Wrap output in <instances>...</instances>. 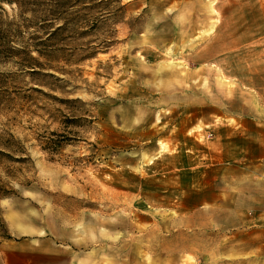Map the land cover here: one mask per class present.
Here are the masks:
<instances>
[{
    "label": "rangeland",
    "instance_id": "1",
    "mask_svg": "<svg viewBox=\"0 0 264 264\" xmlns=\"http://www.w3.org/2000/svg\"><path fill=\"white\" fill-rule=\"evenodd\" d=\"M236 116L264 119V0H0V264H264L180 222Z\"/></svg>",
    "mask_w": 264,
    "mask_h": 264
},
{
    "label": "crops",
    "instance_id": "2",
    "mask_svg": "<svg viewBox=\"0 0 264 264\" xmlns=\"http://www.w3.org/2000/svg\"><path fill=\"white\" fill-rule=\"evenodd\" d=\"M235 119V124H224L223 139L216 138L210 145L211 155L212 151L216 154L215 167L225 168L224 175L215 179L223 180L225 187L211 190L208 198L195 203L191 213L180 222L199 229L225 230L230 244L222 257L226 260H263L264 119L240 116ZM35 250L39 251L35 262L27 260L25 264H90L96 260L89 253L58 252L57 248L54 252L42 246ZM188 254L198 263L204 260L195 250ZM182 260L179 256L175 264H181Z\"/></svg>",
    "mask_w": 264,
    "mask_h": 264
},
{
    "label": "trees",
    "instance_id": "3",
    "mask_svg": "<svg viewBox=\"0 0 264 264\" xmlns=\"http://www.w3.org/2000/svg\"><path fill=\"white\" fill-rule=\"evenodd\" d=\"M60 28V26L58 27ZM54 144L55 141L51 140L49 142V144ZM11 193V190H8L6 188V185L0 180V198L7 196ZM12 236L8 233L7 231V226L2 218V216L0 215V242H2L5 239H10Z\"/></svg>",
    "mask_w": 264,
    "mask_h": 264
}]
</instances>
